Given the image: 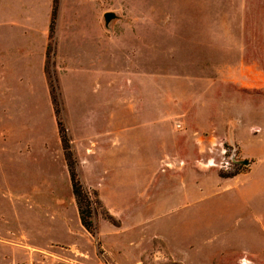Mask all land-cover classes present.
I'll list each match as a JSON object with an SVG mask.
<instances>
[{
	"label": "rangeland",
	"instance_id": "1",
	"mask_svg": "<svg viewBox=\"0 0 264 264\" xmlns=\"http://www.w3.org/2000/svg\"><path fill=\"white\" fill-rule=\"evenodd\" d=\"M99 2L104 106L48 63L0 93V264H264V0Z\"/></svg>",
	"mask_w": 264,
	"mask_h": 264
},
{
	"label": "crops",
	"instance_id": "2",
	"mask_svg": "<svg viewBox=\"0 0 264 264\" xmlns=\"http://www.w3.org/2000/svg\"><path fill=\"white\" fill-rule=\"evenodd\" d=\"M54 1L0 0L1 96L38 85L46 89L48 63L64 87L67 76L75 90L85 82V97L98 95L97 105L87 107L99 109L106 90L105 8L99 0H63L68 13L59 9L54 21Z\"/></svg>",
	"mask_w": 264,
	"mask_h": 264
},
{
	"label": "trees",
	"instance_id": "3",
	"mask_svg": "<svg viewBox=\"0 0 264 264\" xmlns=\"http://www.w3.org/2000/svg\"><path fill=\"white\" fill-rule=\"evenodd\" d=\"M52 88V84H51ZM52 99L54 102V110L55 113L59 114L60 110L57 106L56 103V97L55 95L52 94ZM57 125L59 129V136H60V141H61V147L64 153L65 161L67 164L68 172H69V177L71 181V188H72V193L75 197L76 204H77V210L79 214V219L82 224V226L88 230L90 233H94L95 227L92 224V215L94 214V203L96 202L95 200L93 201L90 197V194L82 187L81 183L78 180L75 168H74V159L72 152L70 150L69 146V139L66 134L65 128L59 123L57 120ZM95 196V193H93Z\"/></svg>",
	"mask_w": 264,
	"mask_h": 264
},
{
	"label": "water",
	"instance_id": "4",
	"mask_svg": "<svg viewBox=\"0 0 264 264\" xmlns=\"http://www.w3.org/2000/svg\"><path fill=\"white\" fill-rule=\"evenodd\" d=\"M115 18H117V14L113 11H107L103 14L102 19H103V23L105 28H109V24L112 20H114ZM240 162H242L243 164H248L249 161L247 160H241Z\"/></svg>",
	"mask_w": 264,
	"mask_h": 264
}]
</instances>
